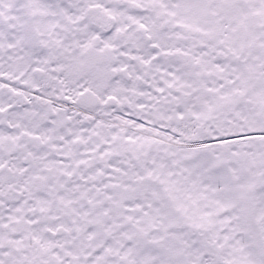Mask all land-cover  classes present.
<instances>
[{
    "label": "snow or ice",
    "instance_id": "snow-or-ice-1",
    "mask_svg": "<svg viewBox=\"0 0 264 264\" xmlns=\"http://www.w3.org/2000/svg\"><path fill=\"white\" fill-rule=\"evenodd\" d=\"M0 264H264V0H0Z\"/></svg>",
    "mask_w": 264,
    "mask_h": 264
}]
</instances>
